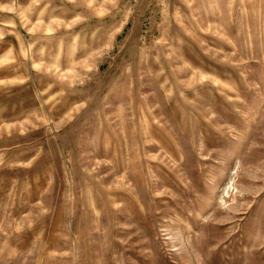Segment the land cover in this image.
<instances>
[{
  "label": "rangeland",
  "instance_id": "obj_1",
  "mask_svg": "<svg viewBox=\"0 0 264 264\" xmlns=\"http://www.w3.org/2000/svg\"><path fill=\"white\" fill-rule=\"evenodd\" d=\"M0 264H264V0H0Z\"/></svg>",
  "mask_w": 264,
  "mask_h": 264
}]
</instances>
